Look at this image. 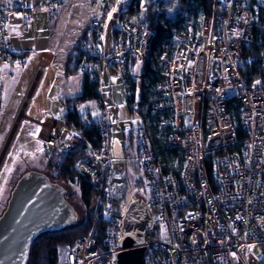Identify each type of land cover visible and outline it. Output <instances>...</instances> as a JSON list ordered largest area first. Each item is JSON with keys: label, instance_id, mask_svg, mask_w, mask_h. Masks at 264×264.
I'll return each instance as SVG.
<instances>
[{"label": "built area", "instance_id": "2783aa9c", "mask_svg": "<svg viewBox=\"0 0 264 264\" xmlns=\"http://www.w3.org/2000/svg\"><path fill=\"white\" fill-rule=\"evenodd\" d=\"M121 2L100 1L85 31L78 74L99 89L103 77L113 74L140 119L124 132L128 148L118 162L127 180L139 173L132 178L146 192L153 217L143 264H248L249 248L264 246V51L246 59L261 61L257 83L248 84L239 66L253 40L257 5L214 0L210 14L199 13L197 21L169 23L159 16L157 28L120 17ZM57 3L48 0L50 7ZM6 23L0 14V34ZM0 51L3 63L13 66L5 43ZM44 71L40 64L36 77ZM97 103L99 119L83 123L97 124V148L82 129L62 120L40 124L37 136L43 150L80 152L73 168L96 192L90 230L64 246L63 264H117L122 251L120 194L114 187L120 171L112 166L109 104L101 96ZM165 154L176 156L169 161Z\"/></svg>", "mask_w": 264, "mask_h": 264}, {"label": "rangeland", "instance_id": "374dc122", "mask_svg": "<svg viewBox=\"0 0 264 264\" xmlns=\"http://www.w3.org/2000/svg\"><path fill=\"white\" fill-rule=\"evenodd\" d=\"M253 3L254 5H264V0H253ZM98 4L99 0H61L59 15H63V18L66 19V15L73 10L74 15L72 17V14H70L71 18L68 16L69 23L67 25L62 19V25L56 33L57 36L64 34V37L61 40V45L59 51L56 53V58L52 67L37 77L35 75V77H33L36 78L37 82L35 83H33L34 79H31V75L29 76L28 73H23L17 85V93L12 94L4 104V107L2 109L0 108V215L6 207L10 193L17 180L23 174L34 171L42 173L50 178V170L48 168L50 152L42 149L41 142L38 140L37 136L40 126L43 124V128H45V126L47 127L45 122L50 121V119L43 121L46 115L55 116L59 120L63 119L67 111L61 106V98L74 96L79 92L78 89L75 91L76 88L74 85V83H78L79 78L72 77L70 79H64L62 74L63 66L66 56L77 40L83 24L85 23L84 26L87 29L90 21L96 17V12L99 7ZM58 5L59 0L55 7ZM159 12L160 10L157 8L156 21L159 16L169 19V23H173L177 20L182 21L184 19L194 22L198 19V15L194 18L192 13L187 14L178 7L171 14L164 12L159 14ZM79 13L82 20L77 24ZM72 18L75 19L74 23L70 22ZM109 79L108 76L103 78V84L100 89L110 97L109 101L111 107L108 109V117L111 124V152L112 156L116 159L112 166L120 171L116 174L114 187L119 194L128 193V202L132 200L143 201L142 199L144 197L147 198L146 192H144L142 188L139 187L138 183L133 180V178L139 177V173L133 175V178L128 176V179H130L127 180L123 167L117 160L124 155L123 149L128 146V140L122 139V132H126L130 128L138 126L140 124V119L131 112L125 89L118 79H113V84L111 83L110 85L107 81ZM66 81H68V84L66 88H64L63 84ZM28 89L29 92H27ZM26 92L27 96L24 97ZM57 92L59 93L57 94ZM135 96V106L138 107L137 102L140 97L139 89H137ZM26 98L28 99V103H26ZM24 103L26 104V109L24 108L23 116L20 118L17 128L15 127L14 129V121L19 114V110H23L21 107ZM99 106L98 103L91 101L88 103L87 108L81 106L80 109L81 111L84 110V115L87 117L98 120L101 115ZM89 111L92 112L89 114ZM12 132L14 134H12ZM56 184L65 189V197L77 214V223L75 226L80 225L83 223L85 213L84 207L80 201L78 188L70 184ZM159 233L163 236L165 234V229L161 227ZM60 248L61 252L59 254L58 264H63L62 250L64 246ZM246 259L248 264H259L262 259L260 247L253 246L249 248Z\"/></svg>", "mask_w": 264, "mask_h": 264}, {"label": "trees", "instance_id": "16d2710c", "mask_svg": "<svg viewBox=\"0 0 264 264\" xmlns=\"http://www.w3.org/2000/svg\"><path fill=\"white\" fill-rule=\"evenodd\" d=\"M133 3V2H132ZM214 0H179L178 8L185 13H192L194 18L199 13L209 15L212 9ZM137 7V6H136ZM134 7V8H136ZM258 22L253 34V40L244 49V60L239 66L242 75L248 84L257 83L262 77V64L261 61H253L247 63L246 59L251 57H259L264 51V5H257ZM155 13L151 18L148 26L158 25L154 22ZM86 31V29H85ZM85 31L80 36L74 45L71 53L69 54L65 69L64 76L70 78L78 74V56L80 48L85 38ZM14 55L13 57H15ZM82 91L79 95L68 99L66 101L67 112L62 121L69 127L82 129L84 137L93 148H97L100 143V137L97 130V124L94 123L91 127L84 126V120L90 119L84 114H81L77 107L87 102H98L100 99L99 85L97 82H91L87 77H82ZM132 100V98H131ZM1 108V106H0ZM50 152L49 158V180L52 183H64L75 185L79 190L80 201L84 207V220L83 223L75 227H70L59 232L45 233L37 237L30 246L29 257L27 264H58L61 246L72 245L78 238L84 237L88 234L92 225V204L96 197V192L91 188L90 184L79 175L73 168L74 164L80 157V152L72 153H59L55 150H46ZM175 155L165 154L166 160H174ZM139 187L141 183L138 182ZM66 198V197H65ZM120 199V216L128 205V193H122ZM67 200V199H66ZM147 202V198H143ZM121 218V217H120ZM96 237L101 240V226L97 227ZM154 237H156L154 235ZM262 259L259 264H264V246L260 247Z\"/></svg>", "mask_w": 264, "mask_h": 264}, {"label": "water", "instance_id": "95a60500", "mask_svg": "<svg viewBox=\"0 0 264 264\" xmlns=\"http://www.w3.org/2000/svg\"><path fill=\"white\" fill-rule=\"evenodd\" d=\"M65 189L39 172H27L16 182L0 215V264H27L30 246L42 234L77 223ZM153 228L147 202L132 200L122 213L117 264H143L145 234Z\"/></svg>", "mask_w": 264, "mask_h": 264}, {"label": "crops", "instance_id": "0c3cea01", "mask_svg": "<svg viewBox=\"0 0 264 264\" xmlns=\"http://www.w3.org/2000/svg\"><path fill=\"white\" fill-rule=\"evenodd\" d=\"M100 1L101 0H99L98 6L100 5ZM60 3L61 0H59V5L57 7H50L48 5V0H0V14H4L7 17V23L4 27V33L0 34V45L1 43H5L7 52L10 53L12 57L16 55L15 57H13L15 59L14 66L10 67L9 65L3 63L0 51L1 109L4 107V104L7 102L8 98L12 94L17 93V85L23 73H28L29 76L31 75V79L33 80V77H35L36 75V69L40 64L45 65V72L52 67L53 62L56 58V53L59 51L61 40L64 37V34L57 36L56 33L62 25V19L67 25L69 23L68 16L69 18H71L70 14H72V17L74 15V10L66 15V19L63 18V15H59ZM170 5L171 0H123V2H121L118 6L117 13L120 17L131 19L139 24L148 25L151 18H153L154 13L157 15V8L158 10L161 9L162 12L164 11V13L168 14L169 12L167 11V7ZM29 12L33 13V18L31 20L27 19V13ZM80 13L77 17V24L82 20V18H80ZM97 13L98 11L96 12V16ZM156 15L153 19L155 23ZM74 18H72L70 22L74 23ZM84 24L81 28L77 40L74 42L70 49V52L66 56L65 64L74 45L76 44L80 36L83 35L86 29ZM65 64L62 71L63 78L70 79L72 77L66 78L64 76ZM18 65L19 67H17ZM107 76L110 78L109 80H107L109 82V85L111 83L113 84V74L110 73ZM73 77L79 78L78 83H74L76 88L75 91H77L78 89L79 92L74 96H66L65 98H61V106L66 110V101L79 95L82 91V76L76 75ZM67 84L68 81L63 84L64 88H66ZM27 92H29V89L27 90ZM27 92L24 97L27 96ZM58 93L59 92H57V94ZM99 93L100 96L109 104V107H111L109 101L110 97L108 96V94H105L103 91H101V89H99ZM88 103L89 102L79 105L77 107V110L81 114H84V110L81 111L80 107L85 106L87 108ZM24 105L25 103L21 108H23ZM20 111L21 109L19 110V114L15 121L19 118ZM91 112L92 111H89V114ZM46 119H50V121L59 120L55 116L49 115H46L43 121H45ZM90 120L92 121L94 119L90 118ZM48 124L50 125V123H47V126ZM124 132H122V139L126 140L124 138ZM125 148H128V146Z\"/></svg>", "mask_w": 264, "mask_h": 264}, {"label": "clouds", "instance_id": "9594fccd", "mask_svg": "<svg viewBox=\"0 0 264 264\" xmlns=\"http://www.w3.org/2000/svg\"><path fill=\"white\" fill-rule=\"evenodd\" d=\"M179 0H171V5L167 7V11L171 14L178 7Z\"/></svg>", "mask_w": 264, "mask_h": 264}, {"label": "bare ground", "instance_id": "6f19581e", "mask_svg": "<svg viewBox=\"0 0 264 264\" xmlns=\"http://www.w3.org/2000/svg\"><path fill=\"white\" fill-rule=\"evenodd\" d=\"M27 103V102H26ZM26 105V104H25ZM25 105H24V107H23V110L21 111V114H20V116H19V119L15 122V124H14V129H15V127L17 128V126H18V124H19V120H20V118H22V116H23V113H24V108H25ZM14 132V131H13ZM12 132V134H14ZM11 134V135H12ZM1 159V158H0ZM1 162V161H0Z\"/></svg>", "mask_w": 264, "mask_h": 264}, {"label": "snow or ice", "instance_id": "6c2138e0", "mask_svg": "<svg viewBox=\"0 0 264 264\" xmlns=\"http://www.w3.org/2000/svg\"><path fill=\"white\" fill-rule=\"evenodd\" d=\"M114 11H116V9H113V12ZM108 18L111 19V13L108 14ZM17 67H19V65Z\"/></svg>", "mask_w": 264, "mask_h": 264}]
</instances>
